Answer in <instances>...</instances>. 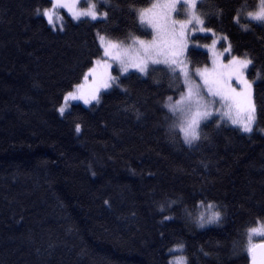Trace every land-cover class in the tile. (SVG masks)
Listing matches in <instances>:
<instances>
[{
	"label": "trees",
	"instance_id": "1",
	"mask_svg": "<svg viewBox=\"0 0 264 264\" xmlns=\"http://www.w3.org/2000/svg\"><path fill=\"white\" fill-rule=\"evenodd\" d=\"M256 1L204 0L203 8L223 6L209 26L228 36L233 55L255 58L253 131L217 126L215 116L189 147L182 136L170 140L162 105L183 86L164 65L128 77L117 64L113 75L127 93L112 88L99 103H72L64 116L56 110L101 54L98 30L125 45L130 34L151 37L123 0H109L111 9H101L109 19L95 27L65 15L64 32L34 14L45 0H0V264H169L177 242L187 264H249L245 232L264 221V27L243 31L229 9ZM197 39L211 44L212 36ZM188 60L201 67L210 57L197 47ZM133 105L139 119L125 111ZM201 201L217 205L220 225H195Z\"/></svg>",
	"mask_w": 264,
	"mask_h": 264
},
{
	"label": "snow or ice",
	"instance_id": "2",
	"mask_svg": "<svg viewBox=\"0 0 264 264\" xmlns=\"http://www.w3.org/2000/svg\"><path fill=\"white\" fill-rule=\"evenodd\" d=\"M45 2L48 6L43 8L37 6L33 10L34 14L46 21L52 31H57L55 21L57 19L62 21L58 29L60 32L66 31L67 27L63 23L64 16L60 14V10H66L75 22L91 24L95 27L97 23H105L109 19L110 11L101 9L112 7L109 0H86L84 7L80 6L81 0H45ZM229 2L234 5L236 0ZM140 3L141 0H123L127 14L138 19L145 29L144 35H148L150 30L151 38L130 34L132 43L125 45L122 41L109 38L98 30L95 35L102 50V58L92 61L93 66L87 68L84 73L85 81L89 74L92 75V84L87 89L85 84H76L73 86L74 90L67 91L63 95L65 103L56 109L60 115H66V102L70 98L82 100L88 105L93 101L100 102L101 89L117 88L127 93L128 89L123 87V80L108 72L112 63H118L120 73L128 74V77L134 74L130 69H134L139 77H149L157 70L156 66L164 65L174 78L183 77L180 99L173 103V97L168 96L162 105L167 109L164 119L169 120L168 113L172 115L171 123L168 125L169 132L173 133L170 137L172 143L176 142L177 136H182L183 143L192 147L201 139V128L206 127L204 122L215 119L214 113L219 114L220 117L216 121L217 126L220 125L221 120H227L233 125L239 124L241 131L251 133L256 119V104L253 98L254 80L249 79L248 76L255 67V58L248 51L233 55L230 42L222 51H216L217 33L209 26L214 20L222 19L225 8L218 6L215 11H204V0H152L146 3V6H138ZM124 8L121 11H124ZM229 11L234 13L231 17L232 21L243 31H250L251 25L264 27V0H259L252 10H248V6L243 4L240 7L233 6ZM242 18L246 22L241 23ZM203 33L211 34V44H199L197 34ZM220 40L228 41V36L221 35ZM197 47L206 48L211 53V68L207 66L195 68L194 74L203 82L202 86L193 80V72L188 60L189 52ZM100 68L103 71H98ZM256 77L260 78L259 70L256 72ZM217 104L220 107H215ZM128 110L134 111L137 119L142 115L134 105L125 108V111ZM241 115H243L242 119L239 118ZM75 131L77 133L81 131V124L78 122L75 123ZM104 203L109 202L105 200ZM200 204L203 205L204 202L201 201ZM207 209V212H201L197 218V223L201 227L205 224L219 223L222 219V212L214 203L209 202ZM164 219L167 220L169 217ZM254 233L264 235V227L249 229L248 247L252 264H264V243L253 244L251 234ZM183 247V244H177L169 251L182 250ZM257 249L261 250L259 262L256 259ZM183 259L176 257L175 264H183ZM169 264L173 262L170 261Z\"/></svg>",
	"mask_w": 264,
	"mask_h": 264
},
{
	"label": "rangeland",
	"instance_id": "3",
	"mask_svg": "<svg viewBox=\"0 0 264 264\" xmlns=\"http://www.w3.org/2000/svg\"><path fill=\"white\" fill-rule=\"evenodd\" d=\"M151 2H152V0H151ZM259 3V0H257L256 1V4H255V6L257 5ZM80 6L81 7H84V6H86V0H81V3H80ZM254 6V7H255ZM253 7V8H254ZM252 8V9H253ZM252 9H248V10H252ZM60 14L61 15H63L64 16V20H65V15H67L70 19H71V17H70V15H68L67 14V12H66V10H60ZM72 20V19H71ZM64 22V21H63ZM61 23H62V21H60V20H56L55 21V27H56V29L58 30L59 29V27H60V25H61ZM203 34H210V33H203ZM104 35V34H103ZM220 36L221 35H217L216 36V39H217V45H216V51H222V49L224 48V47H227V45H228V41H222V40H220ZM108 37V36H107ZM110 38V37H109ZM151 38V37H150ZM150 38H146V39H150ZM97 41H98V39H97ZM98 43H99V41H98ZM132 43V41H130L129 42V44H131ZM129 44H127V45H129ZM207 52H208V54H209V57H210V60H209V64H207V65H204V66H201L200 68H203V67H205V66H207V67H209V68H211L212 67V64H211V53L209 52V50L208 49H206V48H204ZM227 54H225V56H226ZM102 58V50H101V54L99 55V56H97L93 61H95L96 59H101ZM221 59L223 60L224 59V57L222 56L221 57ZM110 63H112L111 61H109ZM226 62V61H225ZM118 63H112V67L111 68H109L108 69V72H110L112 75H113V72H112V68L115 66V65H117ZM93 66V64L91 65V67ZM190 66V65H189ZM191 69H192V72H193V80L196 82V84H198V85H203V82L200 80V78L198 77V76H196L195 74H194V72H195V68L196 67H190ZM135 71L134 69H130V71ZM98 71H103V69L102 68H100ZM114 76V75H113ZM180 79H181V83H182V86H183V77H180ZM92 80H93V77H92V75L91 74H89L88 75V79H87V81H85V78H84V76L81 78V80L78 82V83H76V84H85V86H86V89H87V87H89V86H91V84H92ZM76 84H74V85H76ZM73 85V86H74ZM234 86H235V84H234ZM70 90H74L73 89V87L70 89ZM70 90H68V91H70ZM106 90H109V89H101V91H100V93H99V96H100V94L103 92V91H106ZM182 90H183V88H182ZM181 90V91H182ZM180 91V92H181ZM168 97V96H167ZM166 97V98H167ZM173 97V103L176 101V100H179L180 99V93L178 94V95H176V96H172ZM166 98L164 99V102H165V100H166ZM93 102H95V101H93ZM92 102V103H93ZM163 102V103H164ZM65 103V101L63 100V98H62V101H61V103H60V105L61 104H64ZM72 103H81L82 105H85L84 103H83V101L82 100H72L71 98L66 102V111L70 108V105L72 104ZM59 105V106H60ZM88 105H90V104H88ZM88 105H85V106H88ZM58 106V107H59ZM215 107H220V105L219 104H217ZM167 110V109H166ZM59 113V112H58ZM60 114V113H59ZM170 115H171V113H169ZM214 116H216V117H218V119H220V117H219V114H217V113H214L213 114ZM235 115V114H234ZM171 118H172V115H171ZM240 119H242L243 118V115H241L240 117H239ZM228 125H230V126H235V127H238L239 129H240V125L239 124H237V125H233L230 121H227V120H224ZM241 130V129H240ZM178 131V130H177ZM209 202H204V204L203 205H201L200 203L198 204V207L194 210V212L192 213V220L194 221V223H195V225L198 227V228H204V227H209V226H218V225H220L221 223H222V219H221V221L219 222V223H215V224H205L203 227H201L198 223H197V218L199 217V215H200V213L201 212H207L208 211V209H207V204H208ZM213 203V202H212ZM215 204V203H214ZM216 205V204H215ZM217 206V205H216ZM218 209V208H217ZM219 210V209H218ZM222 218H223V213H222ZM262 227H264V221H258L257 223H255L253 226H251V227H249L247 230H246V232H245V235H244V238H243V243H242V249L244 250V251H246V253L251 257V255L249 254V252H248V247H249V229H251V228H257V229H260V228H262ZM251 237H252V243L253 244H256V243H264V235H261L260 233H254V234H251ZM177 244H182V243H174V244H172L169 248H168V253H169V262L170 261H172L173 262V264H175V258L176 257H183L184 259H183V264H187V259H186V256H185V253H184V247H183V249L182 250H175V251H172V252H170L169 250L170 249H173L174 248V246L175 245H177Z\"/></svg>",
	"mask_w": 264,
	"mask_h": 264
},
{
	"label": "water",
	"instance_id": "4",
	"mask_svg": "<svg viewBox=\"0 0 264 264\" xmlns=\"http://www.w3.org/2000/svg\"><path fill=\"white\" fill-rule=\"evenodd\" d=\"M260 257H261V250L260 249H257V254H256L257 262L260 261ZM249 264H252V257L249 260Z\"/></svg>",
	"mask_w": 264,
	"mask_h": 264
}]
</instances>
